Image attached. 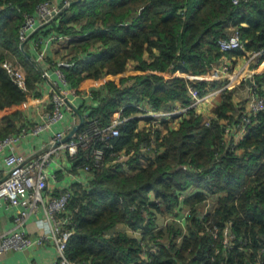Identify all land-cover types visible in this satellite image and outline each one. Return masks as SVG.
Instances as JSON below:
<instances>
[{
	"label": "trees",
	"instance_id": "trees-1",
	"mask_svg": "<svg viewBox=\"0 0 264 264\" xmlns=\"http://www.w3.org/2000/svg\"><path fill=\"white\" fill-rule=\"evenodd\" d=\"M48 1L0 0V140L20 132L24 108L45 78L23 51L20 28L24 14ZM50 25L63 37H77L69 38L61 59L75 62L63 68L72 89L92 95L79 112L102 127L125 106L123 116L131 118L109 141L114 149L107 150V166L94 170L89 186L74 185L69 260L254 264L260 254L264 261V113L244 139L227 136L247 102L235 103L231 85L212 115L193 109L177 125L139 117L147 112L142 108L160 113L191 104V89L205 96L227 85L217 69L219 41L234 30L244 49L228 59L260 52L254 80L264 97V0H74ZM7 62L21 70L25 86ZM239 81L248 85L244 75ZM88 130L85 121L79 133ZM90 151L81 149L72 163L90 162ZM122 154L125 164L114 162ZM208 201L216 207L204 214ZM119 224L140 237L107 234ZM215 228L217 239L210 232ZM245 238L253 242L248 251L239 249Z\"/></svg>",
	"mask_w": 264,
	"mask_h": 264
},
{
	"label": "built area",
	"instance_id": "built-area-1",
	"mask_svg": "<svg viewBox=\"0 0 264 264\" xmlns=\"http://www.w3.org/2000/svg\"><path fill=\"white\" fill-rule=\"evenodd\" d=\"M243 1L248 2L250 0H233V3L238 5ZM60 2L64 5L60 6ZM71 3L72 0H52L41 3L34 14H24V21L20 28L21 42H27L29 37L37 31L41 25L39 19L43 21L44 25H50ZM66 39L67 37H63L53 30L49 41L53 45L59 46ZM40 44L41 41L38 42L37 46L39 47ZM219 47L223 53L222 66L228 67L229 64H224L229 63L228 54L238 49H244L240 31L234 30L230 36L221 39ZM259 57L260 52L248 54V63L255 65L246 71V80H251L249 90L252 96L243 107L241 106L243 110L239 113L241 123L238 128L235 130V128L230 127L226 130L227 136L234 134L237 141L244 139L249 126L256 123L259 115L264 113V97L258 93L260 87L254 80L256 67L259 65ZM45 60V54L40 53L38 62L43 63ZM74 64V61L67 58H60L56 61L54 75L57 79L52 80L56 85V90L52 94L50 109L46 110L43 115V121L31 124L29 118L25 117L24 125L19 133L0 140V155H4V169L6 171V177L0 181V203L6 202L9 207L15 209L14 227L0 235V256L12 251H29L47 244H53L56 248V259L52 264H77L71 262L67 255L69 240L75 233L73 229L75 227L74 216L69 212L70 204L75 196L74 185L89 186L94 178V170H102L107 166V150L114 149L109 141L120 136L121 127L126 125L131 118L123 116L125 106L113 114L109 125L102 127L95 124L89 118V113H86L83 118L84 123L85 121L89 122L88 132L79 133L80 127L68 138V135L79 124V116L74 108L78 110L80 108L78 105L76 106V103L81 101L80 107H82L84 100L92 99L91 94L80 96L71 90L72 87L63 68L72 67ZM4 67L25 86L24 75L14 63L7 62ZM42 71L44 70L42 69ZM44 76L47 79L53 77L47 71ZM228 87L227 84L205 96H200L196 90L191 89L190 95L193 100L191 104L177 105L169 112L160 113L142 108L147 112L140 114L139 117H159V122L161 120L181 119L193 109L199 111L200 106L208 99L224 94ZM71 91L72 95H70ZM33 102L34 99L27 102L26 105L33 104ZM43 138H46L47 141H44ZM28 140H41L42 146L29 155L19 152L17 146ZM97 143H100L101 146L96 147ZM88 148H91L88 157L90 162L73 164L72 159L78 155L81 149ZM146 155L145 151L141 154L143 161ZM69 160L70 166L67 162ZM125 160L126 154H122L114 162L125 164ZM58 172L68 173L72 178L68 185L62 186L59 190L50 187V181L56 179ZM215 207L216 204L208 201L204 214L211 213ZM39 214H43L48 231L41 228L39 233H31L28 220ZM210 232L216 239L219 237L217 228ZM231 238L234 239L235 234H232ZM252 243L248 238L242 239L239 249L248 251ZM263 252L264 249L261 254ZM254 264H264L260 254Z\"/></svg>",
	"mask_w": 264,
	"mask_h": 264
},
{
	"label": "crops",
	"instance_id": "crops-1",
	"mask_svg": "<svg viewBox=\"0 0 264 264\" xmlns=\"http://www.w3.org/2000/svg\"><path fill=\"white\" fill-rule=\"evenodd\" d=\"M74 1V0H72ZM39 23L41 24L37 31L33 33L27 42H25V46L23 47V51L26 52V55L38 61V57L40 53L45 54V62L40 63L44 73L47 71L50 75H53L52 79L44 78L43 82L37 85L36 93L31 100L34 99L33 104H29L25 106L24 115L26 118H29V122L31 124L39 123L43 121V115L46 110L50 109L52 94L56 90V85L53 83V79H57L54 75L55 73V63L61 57L66 55L63 54L64 50L66 51L67 44L62 43L59 46H55L49 41L50 35L52 33V25H44L43 21L39 19ZM68 39V38H67ZM66 39V40H67ZM65 40V41H66ZM41 41L40 46L38 47V42ZM247 59L239 58L236 60H229V63H224L225 65L229 64V69L222 65H220L217 69L221 77L226 80H229V72H233L235 79L234 88H238L239 91L243 88L247 90L249 88L250 83L248 85L241 83L239 78L244 74V68L246 66ZM252 65V64H251ZM252 66H255L254 64ZM252 68V67H250ZM239 72V73H238ZM238 73V74H237ZM240 77H239V76ZM228 78V79H227ZM53 80V81H52ZM239 84V86H238ZM243 84V85H242ZM73 90V89H71ZM246 97H243L242 94L235 93V103L240 102H248L250 100V96L248 92H246ZM72 95V91L70 93ZM30 100V101H31ZM217 103V97H213L212 99H208L204 102L199 111L206 113L207 115L213 114V107ZM82 104L81 101L76 103V106L80 108ZM75 109V108H74ZM76 112V110H74ZM80 122V119H79ZM44 139V138H43ZM43 139H41L43 141ZM41 140H28L20 146H17V150L22 153L31 154L35 149L37 150L42 146ZM44 141H47L46 138ZM68 166H70V160L67 161ZM4 155H0V181L6 177V171L4 169ZM72 181V178L68 175V173L58 172L57 177L54 180L50 181V187L52 189L59 190L62 186L68 185ZM15 209L8 206L6 202L0 203V235L5 233L6 231L12 229L15 224ZM29 230L31 233H39L41 228H44L48 231L47 224L44 221L43 214H39L38 216H33L29 220ZM117 232H126L131 237H140L139 232H133L130 228L125 224H119L113 229H111L107 234L111 235ZM56 259V248L53 244H47L43 247L31 249L29 251H12L7 254L0 256V264H52Z\"/></svg>",
	"mask_w": 264,
	"mask_h": 264
},
{
	"label": "rangeland",
	"instance_id": "rangeland-1",
	"mask_svg": "<svg viewBox=\"0 0 264 264\" xmlns=\"http://www.w3.org/2000/svg\"><path fill=\"white\" fill-rule=\"evenodd\" d=\"M75 40V39H77V37H68V39L66 40V41H64L63 43H66L67 44V42L70 40ZM248 60H249V58H247V63H246V66H245V68H244V76H245V79H246V71H247V69H249L250 67H252V65H251V63H248ZM230 66V65H229ZM229 66L227 67V66H225V68H226V70L227 69H229ZM239 73V72H238ZM237 73V74H238ZM229 74V76H230V78H229V80H228V85L229 86H231V85H234L235 84V79L236 78H234L235 76H234V74H233V72H229L228 73ZM239 76V75H238ZM240 77V76H239ZM228 79V78H227ZM242 82L240 81V84H241ZM243 85V84H242ZM238 86H239V84H238ZM246 92H248V94H249V96L251 97L252 96V94H251V91L249 90V88H247V90L245 89V88H243V89H241L240 91H239V89L237 88H235V93L236 94H242V96L243 97H246V95H247V93ZM180 105V104H179ZM176 107V106H175ZM179 121H180V119H176V120H174V121H172V124L173 125H177L178 123H179ZM161 122H162V120H161ZM160 122V123H161ZM159 222L160 223H162V219H159ZM163 224V223H162Z\"/></svg>",
	"mask_w": 264,
	"mask_h": 264
},
{
	"label": "water",
	"instance_id": "water-1",
	"mask_svg": "<svg viewBox=\"0 0 264 264\" xmlns=\"http://www.w3.org/2000/svg\"><path fill=\"white\" fill-rule=\"evenodd\" d=\"M25 46V44H23V47ZM248 83L251 84V80H248ZM78 116H79V119H80V122L79 124L77 125V127L68 135V138L71 137L78 128H80L83 124H84V118H83V115L79 112V110L77 108H75Z\"/></svg>",
	"mask_w": 264,
	"mask_h": 264
},
{
	"label": "clouds",
	"instance_id": "clouds-1",
	"mask_svg": "<svg viewBox=\"0 0 264 264\" xmlns=\"http://www.w3.org/2000/svg\"><path fill=\"white\" fill-rule=\"evenodd\" d=\"M24 44V43H23Z\"/></svg>",
	"mask_w": 264,
	"mask_h": 264
}]
</instances>
